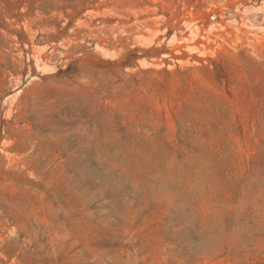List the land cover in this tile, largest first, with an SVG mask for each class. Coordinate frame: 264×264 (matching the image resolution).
Wrapping results in <instances>:
<instances>
[{
	"label": "rangeland",
	"instance_id": "1",
	"mask_svg": "<svg viewBox=\"0 0 264 264\" xmlns=\"http://www.w3.org/2000/svg\"><path fill=\"white\" fill-rule=\"evenodd\" d=\"M0 264H264V0H0Z\"/></svg>",
	"mask_w": 264,
	"mask_h": 264
}]
</instances>
